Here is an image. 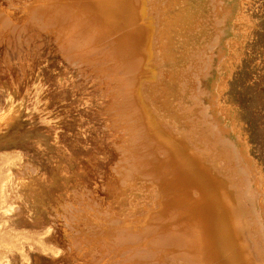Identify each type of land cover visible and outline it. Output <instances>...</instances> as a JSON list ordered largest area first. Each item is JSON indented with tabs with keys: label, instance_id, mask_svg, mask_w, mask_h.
Here are the masks:
<instances>
[{
	"label": "bare ground",
	"instance_id": "bare-ground-1",
	"mask_svg": "<svg viewBox=\"0 0 264 264\" xmlns=\"http://www.w3.org/2000/svg\"><path fill=\"white\" fill-rule=\"evenodd\" d=\"M185 1L23 0L8 7L17 18L0 7V37L30 24L49 31L70 65L86 67L109 88L121 152L110 201L103 207L81 196L61 215L68 250L91 264H264L260 178L241 130L233 118L231 127L227 122L233 108L221 77L232 67L234 46L226 45L224 58H231L220 76L215 56L224 47L221 32L235 25L223 26L233 0H212L224 4L214 19L197 0L184 9ZM167 7L180 10L165 15ZM247 173L255 178L254 197Z\"/></svg>",
	"mask_w": 264,
	"mask_h": 264
},
{
	"label": "rangeland",
	"instance_id": "rangeland-1",
	"mask_svg": "<svg viewBox=\"0 0 264 264\" xmlns=\"http://www.w3.org/2000/svg\"><path fill=\"white\" fill-rule=\"evenodd\" d=\"M20 1L0 0V7L17 18L20 13L15 7ZM192 1L186 0L183 8ZM211 1L197 0V4L214 19L216 14L222 15L224 4ZM11 3L15 7L8 8ZM232 4L223 26L235 25L221 32L219 45L224 47L215 46L220 61L217 72L222 75L231 58H224L226 45H233L232 67L221 77L227 81L224 97L233 108L227 122L231 127L233 118L241 130L264 194V0H233ZM225 7L230 8L227 1ZM170 9L174 10L164 9L165 15L180 10ZM25 30L13 31L14 35L8 31L4 39L0 37V119H5L0 120V264H91L89 258H78L68 250L62 216H68L67 204H77L81 196L103 207L110 201L108 182L121 156L109 111L111 95L107 85L86 67L65 60L53 34L34 24ZM205 83L212 89L213 78ZM196 133L202 140L199 128ZM231 137L234 139V133ZM216 148L233 151L223 144ZM247 176L254 197L255 178L252 173ZM245 189L243 186V192ZM260 196L256 201L264 206V195Z\"/></svg>",
	"mask_w": 264,
	"mask_h": 264
}]
</instances>
